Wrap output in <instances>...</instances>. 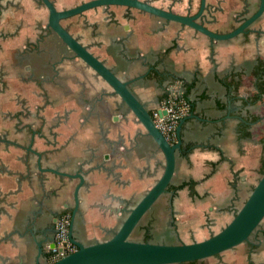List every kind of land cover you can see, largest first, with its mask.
<instances>
[{"label":"crops","instance_id":"obj_1","mask_svg":"<svg viewBox=\"0 0 264 264\" xmlns=\"http://www.w3.org/2000/svg\"><path fill=\"white\" fill-rule=\"evenodd\" d=\"M52 1L67 8L84 0ZM148 1L181 14L196 12L200 3ZM258 2L206 0L202 21L226 32ZM47 22L40 0H0V264H47L50 219L73 214L78 179L47 167H93L78 189L72 219L73 236L85 243L107 238L124 216L115 210L137 202L163 170V153L132 114L124 121L97 108L87 111L92 96L110 86L45 29ZM62 23L129 78L146 104H158L151 102L157 89L187 90L193 108L182 123L170 184L193 180L194 191L185 185L160 199L172 200L177 242L220 229L261 174L264 91L259 95L255 61L264 59V12L225 40L122 5L91 8ZM42 105L44 122L37 114ZM208 258L196 264H264V218L249 241Z\"/></svg>","mask_w":264,"mask_h":264},{"label":"water","instance_id":"obj_2","mask_svg":"<svg viewBox=\"0 0 264 264\" xmlns=\"http://www.w3.org/2000/svg\"><path fill=\"white\" fill-rule=\"evenodd\" d=\"M40 1L48 10V26L51 30L61 38L75 56L81 58L110 85L113 93H116L127 105L135 120L142 124L145 134L153 140L164 157L162 173L147 188L141 198L129 207L125 205L118 211L115 210L116 213L122 212L124 214L119 226L112 229L107 238L95 239L90 243H85L73 236L72 219L79 205L78 189L86 184L84 175L93 170V167L85 170L79 167L73 172L62 171L57 167H47L46 170L48 171L78 179L73 191L74 208L69 230L70 239L76 248L47 264H172L203 259L232 248L241 242L249 241L264 218V171L230 220L210 235L190 242H164L130 238V234L144 213L159 196L168 191L175 169L176 152L182 146L180 130L187 115L178 120L176 141H169L157 127L148 105L131 90L130 80L124 75L119 76L102 59L92 53L86 45L62 25L61 19L98 5H125L191 26L212 39L225 40L245 32L253 22L263 15L264 0H259L253 13L226 32L212 30L203 23L202 17L206 9V0H200L197 11L192 14L176 13L170 8L157 6L148 0H85L62 9L57 8L52 0ZM162 113H165V110H162ZM190 115L195 116L194 113ZM35 154L38 158L37 166L41 169L40 153L35 152ZM34 264H39V261Z\"/></svg>","mask_w":264,"mask_h":264},{"label":"flooded vegetation","instance_id":"obj_3","mask_svg":"<svg viewBox=\"0 0 264 264\" xmlns=\"http://www.w3.org/2000/svg\"><path fill=\"white\" fill-rule=\"evenodd\" d=\"M85 1V0H84ZM43 4V3H42ZM76 5V4H75ZM110 5H114V4H110ZM45 6V5H44ZM99 6H108V5H98V6H95V7H92V8H96V7H99ZM122 6H125V5H122ZM46 7V6H45ZM71 7V6H70ZM126 7H129V6H126ZM66 8V7H65ZM247 9L244 11L245 12V15L242 17L241 20H239L238 24L244 20V18H246L247 16H249L250 14H246L248 13V7H246ZM59 9H62V8H59ZM91 9V8H89ZM88 10V9H86ZM86 10L82 11V12H85ZM255 11V10H254ZM253 11V12H254ZM82 12L80 13H77V14H81ZM252 12V13H253ZM77 14H74V15H77ZM74 15H71V16H74ZM71 16H68V17H71ZM68 17H65V18H68ZM65 18H62L61 19V23H62V20L65 19ZM62 25H64L62 23ZM46 30H48L51 34L54 35V37L56 38L57 40V37L59 38V40L64 44V46H66L68 48V46L61 40V38L51 30V28L48 26V22H47V25L45 27ZM249 29V28H248ZM70 32V31H69ZM71 33V32H70ZM72 34V33H71ZM240 34V33H239ZM73 35V34H72ZM74 36V35H73ZM76 37V36H75ZM77 38V37H76ZM78 39V38H77ZM79 40V39H78ZM80 41V40H79ZM57 42V41H56ZM81 42V41H80ZM85 45V44H84ZM69 49V48H68ZM89 49V48H88ZM70 50V49H69ZM90 50V49H89ZM71 51V50H70ZM72 54H74L72 51H71ZM93 53V52H92ZM97 56V55H96ZM77 57V56H76ZM79 58V57H77ZM81 59V58H79ZM82 60V59H81ZM83 61V60H82ZM106 64V63H105ZM107 65V64H106ZM116 72V71H115ZM117 73V72H116ZM118 74V73H117ZM119 76H122L120 74H118ZM163 75L165 74H158V77L160 76V79H163ZM101 77V76H100ZM157 77V75H156ZM102 78V77H101ZM103 79V78H102ZM129 79V78H128ZM159 79V78H157ZM130 80V79H129ZM160 82V81H158ZM108 84V83H107ZM109 85V84H108ZM110 86V85H109ZM129 86L130 88L132 87V84H131V80L129 82ZM132 90V89H131ZM133 91V90H132ZM175 91V89H167V90H163V89H157L155 90L154 92H152V104L155 105L157 102L158 104L156 106H150L148 103V107L150 108V112L151 114L153 113V110L161 103V101L167 96V94L171 93ZM179 91V90H177ZM134 92V91H133ZM183 93V92H181ZM135 94V92H134ZM136 95V94H135ZM137 96V95H136ZM103 97V99H102ZM138 97V96H137ZM139 98V97H138ZM140 99V98H139ZM90 101V100H89ZM44 106H38V109H39V112L41 111V113H37L40 115V118H41V121L44 122L45 121V116H44ZM95 108L98 109V113H100V111L102 113H105V112H110L111 115L113 114H118L121 116V119H123L124 121H128V117L130 114H132V112L128 109L127 105L120 99V97L116 94V93H113L112 91V88L110 87V90H104V89H101L98 93L94 94L91 98V101H90V107H89V110H87L89 113H94L96 110ZM28 112V111H27ZM133 115V114H132ZM153 115V114H152ZM134 116V115H133ZM178 123V122H177ZM177 126V124H176ZM42 128V123L40 122V126L38 127V129H41ZM176 130V129H175ZM139 132V131H138ZM177 134V132H176ZM177 139V137H176ZM176 141V140H175ZM140 142H142V139L140 140ZM171 142H174V141H171ZM170 185V184H169ZM168 190H171L168 186ZM173 191V190H171ZM175 191V190H174ZM163 195V194H162ZM171 199L169 200V202H167L166 204L162 201V199H160V196L156 199V201L151 205V207L144 213V215L142 216L140 222L138 223V225L134 228V231L136 230H141V237L140 239L142 240H151V241H164V242H177V238L176 237V233L174 232L175 231V228H176V225L175 223L173 222V219H172V207H171ZM61 213V212H60ZM58 213L55 218L52 217V219H50L49 221V232L51 234V238H50V242L48 243L47 245V257L49 259V262L51 261L50 258H49V248L52 247L53 245V241H54V237H55V234H56V219H57V216L60 214ZM71 214H70V223H71ZM145 219L146 221L145 222H142V220ZM158 219H163L162 221V224H163V227H160L158 226L159 228H157V224H158ZM70 223H69V230H70ZM179 242V241H178ZM217 255V254H215ZM200 260V259H198ZM197 260V262H198ZM196 262V263H197ZM195 263V264H196ZM40 264V263H39ZM172 264H184V262H180V263H172Z\"/></svg>","mask_w":264,"mask_h":264},{"label":"built area","instance_id":"obj_4","mask_svg":"<svg viewBox=\"0 0 264 264\" xmlns=\"http://www.w3.org/2000/svg\"><path fill=\"white\" fill-rule=\"evenodd\" d=\"M190 100L183 97L180 91H173L153 110L154 121L159 130L169 141H175L178 120L190 112ZM165 110V113H162ZM70 213L62 211L56 219V234L53 245L49 248L51 261L73 251L76 246L69 236Z\"/></svg>","mask_w":264,"mask_h":264},{"label":"trees","instance_id":"obj_5","mask_svg":"<svg viewBox=\"0 0 264 264\" xmlns=\"http://www.w3.org/2000/svg\"><path fill=\"white\" fill-rule=\"evenodd\" d=\"M255 67L256 69H258V71L261 73L260 77H259V80H258V87L260 89V92H259V95H261V93H263L264 91V78L262 76V74L264 75V59L260 56H258L256 58V61H255ZM225 81V79H224ZM257 82V81H256ZM187 90L184 91L182 93V96L189 99L188 95H187ZM190 100V99H189ZM190 104H191V107H190V111L192 110L193 108V104H192V101L190 100ZM260 142L263 144L264 146V135L260 137ZM261 167H260V173H262L264 171V157L262 156L261 158ZM185 185H188L190 186V190L193 192V185H194V181L193 180H188V181H183L177 185H173V184H170L169 185V188L171 190H177ZM197 262V260H190V261H186L184 262V264H195Z\"/></svg>","mask_w":264,"mask_h":264},{"label":"rangeland","instance_id":"obj_6","mask_svg":"<svg viewBox=\"0 0 264 264\" xmlns=\"http://www.w3.org/2000/svg\"><path fill=\"white\" fill-rule=\"evenodd\" d=\"M145 221H146L145 219L142 220V222H145ZM157 221H158L157 228H159L158 226L163 227V224H162L163 219H158ZM141 233H142L141 230H136V231H134V232H132L130 234V238H132V239H140ZM210 234H208V235H210ZM208 259H209L208 257L205 258V260H208ZM200 260L202 262H204V260H202V259H200Z\"/></svg>","mask_w":264,"mask_h":264}]
</instances>
